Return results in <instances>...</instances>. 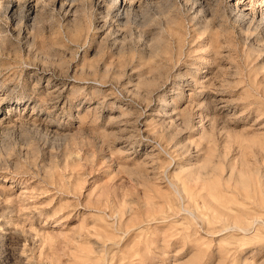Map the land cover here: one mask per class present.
I'll list each match as a JSON object with an SVG mask.
<instances>
[{"label":"rangeland","instance_id":"1","mask_svg":"<svg viewBox=\"0 0 264 264\" xmlns=\"http://www.w3.org/2000/svg\"><path fill=\"white\" fill-rule=\"evenodd\" d=\"M9 1L0 264H264V0Z\"/></svg>","mask_w":264,"mask_h":264},{"label":"bare ground","instance_id":"2","mask_svg":"<svg viewBox=\"0 0 264 264\" xmlns=\"http://www.w3.org/2000/svg\"><path fill=\"white\" fill-rule=\"evenodd\" d=\"M18 5H19V3L16 0L9 1V3L5 6V13L7 14V13L15 12L17 10ZM35 6L33 5V3L32 4L30 3L29 4V10H32ZM3 13H4V11H3ZM189 212H191V211H189Z\"/></svg>","mask_w":264,"mask_h":264}]
</instances>
